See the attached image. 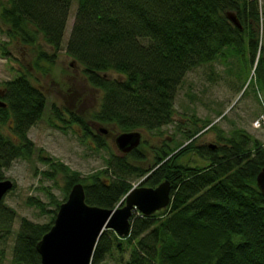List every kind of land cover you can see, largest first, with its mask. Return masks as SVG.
Instances as JSON below:
<instances>
[{
    "label": "trees",
    "instance_id": "16d2710c",
    "mask_svg": "<svg viewBox=\"0 0 264 264\" xmlns=\"http://www.w3.org/2000/svg\"><path fill=\"white\" fill-rule=\"evenodd\" d=\"M72 1L5 0L0 19L9 40L1 46L2 54L9 55L10 44L31 49L36 55L34 70L50 73ZM229 11L238 15L242 29L229 20ZM263 35L264 0H78L66 53L103 95L91 119L63 111L57 104L52 111L62 129L78 123L87 134L90 122L115 125L119 133L159 131L174 121L176 94L186 74L216 60L225 49L248 55L253 78L264 90ZM19 72L0 83V100L7 104L0 108V180L6 179L5 171L15 160H29L35 153L29 131L48 102L47 93L32 81L30 69ZM198 121H192L196 126L192 130L180 125L186 145L172 147L165 140L151 147V161L142 152L143 143L128 154L111 151L106 167L87 176L40 153V160L49 166L41 171L43 177L63 178L64 201L78 182L83 183L89 204L105 208L120 204L134 178L148 176L141 183L152 187L164 180L172 184L170 206L151 216L134 212L128 236L105 230L91 264H104L114 247L122 253L131 248L129 258L121 259L123 264H264V195L257 185L264 167V143L245 128H234L229 134L216 130L214 148L197 146L201 128L211 124L205 121L199 128ZM212 128L217 129L215 124ZM94 136L99 147H107L99 135ZM192 153L204 165L184 163ZM47 193L55 210H47L45 202L34 196L28 204L55 215L48 223L22 218L14 264H41L37 243L52 227L62 203ZM3 201L0 239L11 233L16 216ZM4 257L0 249V264Z\"/></svg>",
    "mask_w": 264,
    "mask_h": 264
},
{
    "label": "rangeland",
    "instance_id": "374dc122",
    "mask_svg": "<svg viewBox=\"0 0 264 264\" xmlns=\"http://www.w3.org/2000/svg\"><path fill=\"white\" fill-rule=\"evenodd\" d=\"M4 1L0 0V10ZM77 2L78 0L72 1L62 47L50 73L34 70L32 65L36 55L31 49L10 44L7 47L9 55L5 57L2 54L1 46L8 42L9 38L0 19V83L16 77L21 73L19 71L28 68L32 74V81L48 96L41 119L29 131V137L35 144V153L29 160H15L5 171V177L11 179L16 187L6 195L3 206L13 209L16 216L11 233L0 239V249L5 251L1 264H14L13 250L22 218L37 223H48L55 215L53 212L43 213L38 207L29 205L30 196L38 197L45 202L47 210L57 208L56 204L50 203L47 191H51L57 200L64 202L62 176L58 175V181H54L44 178L41 174V171L49 168L40 160L41 152L67 165L71 170L80 172L82 176L105 168L111 151L118 152L115 138L119 132L115 125L90 122L88 123L91 128L90 134L84 132L78 123L71 128L62 129L59 126L63 123L55 118L52 111L53 104H57L63 111L70 110L91 119L90 114L98 109L103 95L100 89L89 84L83 74V67L66 53ZM234 52L225 49L216 60L198 66L186 74L176 94V115L172 123L159 131L139 129L143 136L141 149L148 155L149 161L152 160L151 147L160 146L165 140L170 141L172 147L186 145L188 142L179 127L182 125V130H192L196 128L192 121L196 120H200L199 128L205 121L211 123L201 128L197 146L216 145L218 142L216 130H223L229 134L234 128H245L264 143V129H255L252 124L264 109V90L256 82L255 75L253 78L254 67L248 55ZM69 116L65 117L68 119ZM213 124L217 129H209ZM94 135H99L107 147H99ZM185 161L190 165H204L202 158L196 153L186 156L183 162ZM141 180L143 179L134 178L133 186H137ZM130 250L131 248L127 247V251L122 253L114 247L104 264H123L121 259H124L123 256L128 259Z\"/></svg>",
    "mask_w": 264,
    "mask_h": 264
},
{
    "label": "water",
    "instance_id": "95a60500",
    "mask_svg": "<svg viewBox=\"0 0 264 264\" xmlns=\"http://www.w3.org/2000/svg\"><path fill=\"white\" fill-rule=\"evenodd\" d=\"M227 17L235 26L243 28L235 12H227ZM6 105L5 101L0 100V108ZM102 131L107 132L105 129ZM115 142L120 153H131L141 145L142 132H121ZM209 146L214 148L216 145ZM141 182L133 186L115 208L89 204L83 183H75L67 200L60 204L52 227L37 243L41 264H91L95 248L105 230L112 229L118 236L126 237L131 232L134 212L151 216L170 206L172 184L169 180L156 187L142 185ZM257 185L264 195V167L257 175ZM13 188L11 179L0 180V204Z\"/></svg>",
    "mask_w": 264,
    "mask_h": 264
},
{
    "label": "built area",
    "instance_id": "2783aa9c",
    "mask_svg": "<svg viewBox=\"0 0 264 264\" xmlns=\"http://www.w3.org/2000/svg\"><path fill=\"white\" fill-rule=\"evenodd\" d=\"M255 129H264V109L252 122Z\"/></svg>",
    "mask_w": 264,
    "mask_h": 264
},
{
    "label": "flooded vegetation",
    "instance_id": "af4514ba",
    "mask_svg": "<svg viewBox=\"0 0 264 264\" xmlns=\"http://www.w3.org/2000/svg\"><path fill=\"white\" fill-rule=\"evenodd\" d=\"M142 143H143V136H142Z\"/></svg>",
    "mask_w": 264,
    "mask_h": 264
},
{
    "label": "bare ground",
    "instance_id": "6f19581e",
    "mask_svg": "<svg viewBox=\"0 0 264 264\" xmlns=\"http://www.w3.org/2000/svg\"><path fill=\"white\" fill-rule=\"evenodd\" d=\"M6 197V196H5ZM5 199V198H4Z\"/></svg>",
    "mask_w": 264,
    "mask_h": 264
}]
</instances>
